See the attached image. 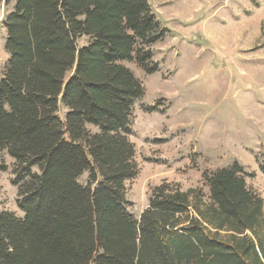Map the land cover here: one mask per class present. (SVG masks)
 Returning <instances> with one entry per match:
<instances>
[{
	"label": "trees",
	"instance_id": "trees-1",
	"mask_svg": "<svg viewBox=\"0 0 264 264\" xmlns=\"http://www.w3.org/2000/svg\"><path fill=\"white\" fill-rule=\"evenodd\" d=\"M2 1L0 172L8 157L21 215L0 212V264H264V201L237 162L203 172L207 200L163 182L129 212L145 89L123 63L154 74L165 38L148 1ZM255 161L264 175V151Z\"/></svg>",
	"mask_w": 264,
	"mask_h": 264
},
{
	"label": "rangeland",
	"instance_id": "rangeland-1",
	"mask_svg": "<svg viewBox=\"0 0 264 264\" xmlns=\"http://www.w3.org/2000/svg\"><path fill=\"white\" fill-rule=\"evenodd\" d=\"M147 1L165 38L152 48L154 74L123 63L145 89L134 105L129 136L138 169L126 183L129 212L137 217L150 191L163 182L183 191L199 188L207 200L203 172L235 162L254 175L246 184L264 201V175L255 161L264 151V0ZM11 7L0 0V76L8 58L2 19ZM87 42L83 37L78 44ZM155 105L160 112H145ZM64 114L60 106L61 120ZM5 162L0 212L20 216L12 162Z\"/></svg>",
	"mask_w": 264,
	"mask_h": 264
}]
</instances>
